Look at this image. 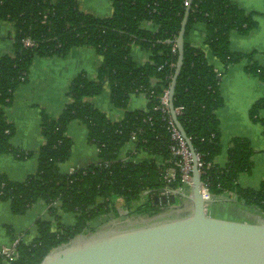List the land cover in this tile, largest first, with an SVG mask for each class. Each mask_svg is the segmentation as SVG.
I'll return each instance as SVG.
<instances>
[{"label": "trees", "instance_id": "trees-1", "mask_svg": "<svg viewBox=\"0 0 264 264\" xmlns=\"http://www.w3.org/2000/svg\"><path fill=\"white\" fill-rule=\"evenodd\" d=\"M189 0H111L113 13L108 18L85 14L78 0H0V21L15 30L12 54L0 59V151L19 159L33 155L14 148L11 140L15 127L8 123L5 108L16 91L28 80L30 66L36 57L63 58L73 48L91 47L103 63L96 80L84 73L72 82L62 114L41 117L40 130L45 144L38 152V170L25 181H11L0 175V201L9 202L14 215L24 216L38 201H44L48 213L59 222L60 212L76 214L73 226L39 218L37 236L30 243L18 245L20 257L10 264H41L54 249L70 243L80 235H93L106 227H93L100 217L115 215V229L147 221L171 219L190 208L177 196L179 209L157 203L164 188L160 160H177L169 115L154 108L159 97L169 90L178 63L176 40L179 37ZM257 15L247 13L232 0H193L185 36V55L174 96L175 108H182L178 120L193 148L205 164L203 181L219 198L229 193L236 202L264 214V180L258 189H245L239 184L242 175L254 167V150L250 140L235 138L227 149L225 167L215 164L223 152L220 122L216 112L224 101L219 75L209 64L206 53L192 46L189 33L198 24L206 29V44L213 56L227 70L247 62L246 72L264 85V66L257 53H236L231 50V36H247L257 27ZM151 23L154 30L143 28ZM24 40L34 45L25 47ZM137 45L149 55L142 65L131 54ZM108 87L116 108L128 109L130 97L142 94L149 100L146 111H128L121 122L108 116L89 102ZM252 122L264 129V99L250 109ZM78 121L88 130L89 142L99 150V162L73 173L61 172V165L71 156L73 141L67 135L69 126ZM133 148L147 154L138 163L124 162L122 154L132 136ZM212 164L211 167L206 166ZM182 187L179 177L170 185ZM144 203L138 205V202ZM123 203V210L119 204ZM124 211H127L125 213ZM177 218V217H176ZM108 228V226H107ZM19 236H13L15 241Z\"/></svg>", "mask_w": 264, "mask_h": 264}, {"label": "crops", "instance_id": "crops-1", "mask_svg": "<svg viewBox=\"0 0 264 264\" xmlns=\"http://www.w3.org/2000/svg\"><path fill=\"white\" fill-rule=\"evenodd\" d=\"M80 10L89 15L108 18L113 13L111 0H78ZM244 12L257 15V27L247 36L233 33L231 36V50L236 53H257V61L264 66V0H232ZM143 28L152 31L151 23H145ZM206 29L204 24H198L189 33V42L197 49L206 53L209 64L221 77L220 91L224 101L223 106L216 112L220 122L222 154L215 163L225 167L228 162L227 149L235 138L250 140L255 154L254 167L250 174L242 175L239 184L245 189H258L264 180V129L249 117L251 107L264 99V85L246 72L247 62L233 65L227 70L218 58L213 56L206 44ZM15 39L14 27L0 21V59L12 54ZM133 59L144 65L149 62L150 55L141 47L134 45L131 51ZM103 57L91 47L73 48L66 57L43 58L36 57L29 70V76L15 93L12 103L5 108L8 123L15 127V134L11 140L14 148L22 153L33 155L27 159H19L0 151V175H5L11 181L22 182L38 170V152L45 144L41 134V117L45 112L58 118L66 104L69 103L68 90L76 77L84 73L90 80H96ZM97 109L105 113L112 122H121L128 111H146L149 100L142 94L130 97L128 109L116 108L111 101V91L108 87L98 96L89 99ZM264 116V113L262 114ZM68 137L73 141L70 159L61 165V172L72 173L76 169L85 168L99 162V150L88 139L85 125L74 121L68 128ZM132 144L126 145L122 157L130 155ZM142 158H146L143 155ZM144 200L138 202V205ZM119 208L123 210V203ZM179 208V207H178ZM127 213V211H124ZM208 215L212 218L245 223H264V214L249 209L229 199L226 196L215 197L208 205ZM59 222L48 213V206L44 201H38L24 216L14 215L9 202L0 201V248L10 246L13 236L17 235L26 243H30L37 236L36 221L42 218L53 222V229L57 223L73 226L76 224V214L60 212ZM115 215L97 218L93 227L109 229L115 223ZM131 223L130 225H134ZM141 224V223H139ZM108 226V228H107ZM127 226V225H126ZM120 226L117 229H121ZM0 264H9L0 261Z\"/></svg>", "mask_w": 264, "mask_h": 264}, {"label": "water", "instance_id": "water-1", "mask_svg": "<svg viewBox=\"0 0 264 264\" xmlns=\"http://www.w3.org/2000/svg\"><path fill=\"white\" fill-rule=\"evenodd\" d=\"M192 2L188 1L176 40L178 63L169 89L171 117L187 142L194 163L191 195H183L190 208L171 219L80 235L51 251L41 264H264V223L221 220L208 215V205L213 201L202 197L197 155L175 111L174 96L184 64ZM177 195L171 197L175 209H179Z\"/></svg>", "mask_w": 264, "mask_h": 264}, {"label": "built area", "instance_id": "built-area-1", "mask_svg": "<svg viewBox=\"0 0 264 264\" xmlns=\"http://www.w3.org/2000/svg\"><path fill=\"white\" fill-rule=\"evenodd\" d=\"M188 5V1L186 3ZM34 44L30 40H24V46L29 48L32 47ZM155 111H161L166 115H169V124L171 126L172 136L173 139L176 141V147H173L172 154L178 158L177 160H160V166H166L167 168L163 169L162 179L161 181L164 183L163 190L157 196V203L165 204L167 207L174 208L175 204L171 202V197L178 194L179 196L183 195H191V191L193 188V169L194 163L192 159L191 151L187 145V142L182 137L180 131L177 129L172 117L169 108V90L165 91L164 94L159 97V105L154 108ZM182 108H175L176 114L181 113ZM137 140V135L134 134L131 138V144H134ZM146 155V153L141 152L138 153L134 148L130 152V155L122 157L124 162H133L138 163L143 158L142 156ZM197 155V154H196ZM197 167L203 176L205 173V164L201 161L199 155H197ZM216 164V163H215ZM212 164H208L206 168L211 167ZM74 172V171H73ZM72 172V173H73ZM179 177L182 187L177 190H172L170 185L173 181H175ZM203 181V177H202ZM202 197L207 202H212L215 200V196L212 194L211 190L209 189L208 185L203 181L202 186ZM177 195V196H178ZM184 198V197H183ZM226 198L235 199V195L233 193H229L226 195ZM164 199L166 202H164ZM185 199V198H184ZM188 201L187 199H185ZM178 205V203H177ZM22 241L21 237H18L15 241L12 242L10 246H4L0 248V261H6L7 263H12L16 261L20 257V253L18 250V245Z\"/></svg>", "mask_w": 264, "mask_h": 264}, {"label": "flooded vegetation", "instance_id": "flooded-vegetation-1", "mask_svg": "<svg viewBox=\"0 0 264 264\" xmlns=\"http://www.w3.org/2000/svg\"><path fill=\"white\" fill-rule=\"evenodd\" d=\"M126 226V225H125ZM124 227V226H123Z\"/></svg>", "mask_w": 264, "mask_h": 264}]
</instances>
